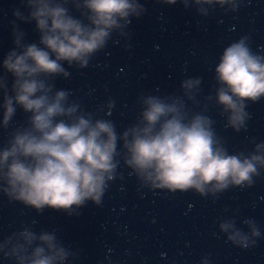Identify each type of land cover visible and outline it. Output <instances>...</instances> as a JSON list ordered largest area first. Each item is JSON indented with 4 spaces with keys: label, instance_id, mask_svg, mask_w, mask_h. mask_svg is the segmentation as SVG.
Segmentation results:
<instances>
[{
    "label": "clouds",
    "instance_id": "9594fccd",
    "mask_svg": "<svg viewBox=\"0 0 264 264\" xmlns=\"http://www.w3.org/2000/svg\"><path fill=\"white\" fill-rule=\"evenodd\" d=\"M156 2L180 3L186 10L191 3L207 17L205 5H230L235 12L243 0ZM20 7L27 14L14 9L15 21L34 23L38 42L26 43L27 33L13 22L14 47L0 65V128L9 129L18 110L26 117L0 147V193L10 203L38 214L51 210L79 216L88 202L102 206L121 162L142 186L171 193L194 191L201 197L251 187L261 175L264 142L253 140L255 148L249 153H230L206 114L209 104L221 109L227 127L239 133L250 118L248 105L264 99V55L252 50L247 36L223 50L214 70L215 95L206 97L201 111H193L187 102L200 107L196 97L202 78L185 79L183 96H141L136 122L118 133L111 119L84 111L78 101L70 100L73 94L56 89L54 81L70 77L65 63L86 69L114 34L129 37L125 30L132 18H141L146 8L139 0H20ZM113 108L109 101V116ZM244 223L249 234L237 229L235 220L221 223L220 231L233 245L248 249L261 233L255 221ZM0 254L15 264H66L76 258L55 231L36 233L28 227L0 241Z\"/></svg>",
    "mask_w": 264,
    "mask_h": 264
},
{
    "label": "water",
    "instance_id": "95a60500",
    "mask_svg": "<svg viewBox=\"0 0 264 264\" xmlns=\"http://www.w3.org/2000/svg\"><path fill=\"white\" fill-rule=\"evenodd\" d=\"M139 2L146 12L139 19L132 18L125 30L129 37L114 34L86 69L65 63L70 77L54 81L55 88L70 91V100L78 101L84 111L111 119L118 133L136 122L141 96H183L181 83L185 79L202 78L196 97L200 107L187 102L193 111H201L206 97L215 95L214 70L223 50L241 37L247 36L252 50L264 55V0H243L235 12L230 11V5H205L207 17L200 16L191 3L186 10L180 3ZM16 8L27 14L20 0H0V65L14 47L13 22L27 33L26 43L38 42L34 23L15 21ZM109 101L114 102L110 116ZM220 111L209 104L206 114L215 121L216 132L230 153H249L255 148L253 140L264 142V99L248 105L250 118L239 133L227 127ZM25 120L18 110L10 128H0V147ZM130 173L121 162L102 206L88 202L79 216L51 210L38 214L21 203H10L0 193V241L25 227L36 233L55 231L63 245L76 254L66 264H203L204 260L208 264H264V170L251 187H232L216 197L211 191L201 197L194 191L152 190ZM231 220L245 234L249 228L244 221L256 222L261 235L254 247L243 249L227 240L220 224ZM0 264L15 262L0 254Z\"/></svg>",
    "mask_w": 264,
    "mask_h": 264
}]
</instances>
